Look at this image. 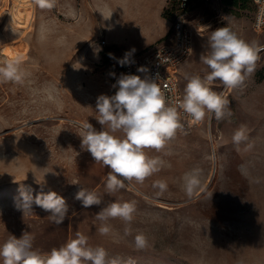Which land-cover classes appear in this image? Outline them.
Listing matches in <instances>:
<instances>
[{
    "label": "rangeland",
    "instance_id": "1",
    "mask_svg": "<svg viewBox=\"0 0 264 264\" xmlns=\"http://www.w3.org/2000/svg\"><path fill=\"white\" fill-rule=\"evenodd\" d=\"M12 1H0V12L5 14ZM27 2L32 4L25 7V29L0 15V66L19 57L26 72L21 84L0 80V244L10 235L20 238L29 232L34 248L48 252L79 232L89 246L103 247L122 264H263L264 51L242 87L225 88L218 80L209 84L229 101L230 117L217 121L206 116L193 129L178 132L162 150L145 149L162 161L160 171L143 184L133 180L108 193L109 169L81 148L78 134L87 121L102 129L96 99L115 94L112 85L122 74L118 60L124 50L111 38L122 35L125 26L107 25L106 0L94 3L92 21L83 0H55L51 9ZM255 13L253 0H210L192 12L193 49L182 64L183 75L204 78L210 72L200 56L218 27L264 44V30L254 28ZM5 44L17 48L15 56L4 52ZM241 126L247 139L235 144L233 133ZM193 170L199 171L200 185L189 196L184 176ZM157 180L167 184L162 193L153 187ZM21 188L34 197L55 191L65 198L68 216L56 225L36 205L33 213L23 215L14 205ZM81 188L95 191L101 205L83 208L75 199ZM114 201L134 203V219L130 224L110 219V232L102 236L96 213ZM139 233L148 237L144 249L134 242Z\"/></svg>",
    "mask_w": 264,
    "mask_h": 264
},
{
    "label": "clouds",
    "instance_id": "2",
    "mask_svg": "<svg viewBox=\"0 0 264 264\" xmlns=\"http://www.w3.org/2000/svg\"><path fill=\"white\" fill-rule=\"evenodd\" d=\"M40 9H51L55 0H33ZM258 20V25L261 23ZM135 49L125 52L118 60L121 66L133 62L130 58ZM264 46L257 42L246 41L228 26L218 27L207 37L204 53L200 61L208 66L210 72L201 78L187 75L186 87L182 98L168 99L159 84L152 79H142L134 74H121L112 85L114 95L101 94L96 99V117L102 129L97 131L88 121L79 125L81 148L88 151L95 163H102L109 169L105 187L114 193L126 187L133 180L143 184L153 174L160 171L162 161L147 154L145 149L162 150L178 131L185 130V118L190 123L202 122L206 116L217 121L232 115L227 108L229 101L209 87L219 81L225 88L242 87L246 78L255 71L260 52ZM110 58H115L109 53ZM21 58H16L0 66V80L23 83L26 72L21 67ZM145 67L137 69L145 72ZM115 76V73H111ZM121 133L122 135H116ZM246 129L241 126L233 133V143L246 140ZM186 193L191 196L200 185L199 171L193 170L184 176ZM162 193L167 189L166 182L157 180L153 184ZM75 199L87 209L101 205L102 199L95 192L81 188ZM14 205L23 215L33 213V205L50 213L49 219L60 225L69 213L66 200L55 191L40 192L35 197L30 189L21 188L14 198ZM135 204L114 201L102 207L95 219L101 222L98 229L102 236L110 232L107 221L119 218L130 224L134 219ZM125 234H129L125 229ZM34 236L24 232L20 238L10 235L0 244L2 264H122L116 258H109L103 247H92L88 238L76 233L59 248L41 252L34 248ZM138 249L148 246V237L139 233L134 237Z\"/></svg>",
    "mask_w": 264,
    "mask_h": 264
},
{
    "label": "built area",
    "instance_id": "3",
    "mask_svg": "<svg viewBox=\"0 0 264 264\" xmlns=\"http://www.w3.org/2000/svg\"><path fill=\"white\" fill-rule=\"evenodd\" d=\"M253 1L256 5L254 28L261 31L264 30V0ZM167 3L170 10L167 18L171 23L169 31L150 47L134 54L130 58L133 62L123 66L120 64V67L122 74L155 80L171 100L182 98L187 84L181 67L193 49L194 35L188 24L189 15L201 6H208L210 0H168ZM258 20L262 21L259 25ZM102 42L106 43V40L102 39ZM142 66L147 70L137 71ZM199 123H190L185 118L184 131H189Z\"/></svg>",
    "mask_w": 264,
    "mask_h": 264
},
{
    "label": "crops",
    "instance_id": "4",
    "mask_svg": "<svg viewBox=\"0 0 264 264\" xmlns=\"http://www.w3.org/2000/svg\"><path fill=\"white\" fill-rule=\"evenodd\" d=\"M97 1L104 3L105 0H83L82 3L84 13H89L91 21L94 20L93 13L94 10L96 11L94 3ZM167 1L106 0L104 4L107 6V13L105 15L107 25L114 27L124 24L125 26L122 35L115 33L112 36V44L115 47L119 45L124 50L123 54L133 48L136 50L134 53L136 54L161 39L169 31L171 25L170 20L165 15ZM122 7L129 8V11L125 13ZM97 30L99 31L98 28ZM106 40L110 41L108 38ZM262 263L264 264V260Z\"/></svg>",
    "mask_w": 264,
    "mask_h": 264
},
{
    "label": "bare ground",
    "instance_id": "5",
    "mask_svg": "<svg viewBox=\"0 0 264 264\" xmlns=\"http://www.w3.org/2000/svg\"><path fill=\"white\" fill-rule=\"evenodd\" d=\"M0 1L4 2V0H0ZM27 4L28 5L30 4V2H27V0H13L12 3L9 4V7L5 10L6 13L4 14L3 12H0V15L1 14L6 15L8 18V21L15 28L25 29L28 24V19H29V15H28L29 9L25 8L26 6H28ZM201 29H204V28H201ZM14 47L12 45L5 44L3 49H4V52H6L8 55L15 56L16 51H17L15 49L17 48H14Z\"/></svg>",
    "mask_w": 264,
    "mask_h": 264
},
{
    "label": "trees",
    "instance_id": "6",
    "mask_svg": "<svg viewBox=\"0 0 264 264\" xmlns=\"http://www.w3.org/2000/svg\"><path fill=\"white\" fill-rule=\"evenodd\" d=\"M168 2V1H167ZM254 2V1H253ZM255 4V3H254ZM256 6V5H255ZM169 12H170V10H169V6H168V3L166 4V6H165V15L168 17L169 16Z\"/></svg>",
    "mask_w": 264,
    "mask_h": 264
}]
</instances>
